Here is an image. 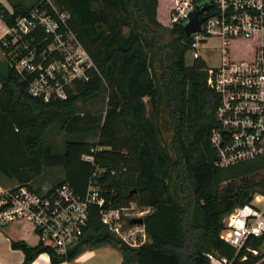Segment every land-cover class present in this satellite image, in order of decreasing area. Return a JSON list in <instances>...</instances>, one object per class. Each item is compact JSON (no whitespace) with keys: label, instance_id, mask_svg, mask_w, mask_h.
I'll use <instances>...</instances> for the list:
<instances>
[{"label":"trees","instance_id":"16d2710c","mask_svg":"<svg viewBox=\"0 0 264 264\" xmlns=\"http://www.w3.org/2000/svg\"><path fill=\"white\" fill-rule=\"evenodd\" d=\"M42 1L12 4L13 13L0 3V18L11 27ZM53 1L70 15L94 69L88 81L67 89L66 99L46 102L29 94L30 81L16 69L24 54L9 56L0 40L6 59L0 68V175L42 192L31 183L47 169H62L64 179L48 188L68 184L85 198L95 187L105 209L134 204L149 210L141 217L147 241L129 246L103 224L95 205L85 236L68 255L44 247L35 227L20 224L37 239L34 246L12 241L23 264L41 255L51 264L70 263L104 246L121 251L122 264H212L209 255L264 264V236L250 238L240 251L221 238L226 217L263 190L264 160L215 166L211 134L219 100L204 61L187 63L191 37L184 26L159 21V0ZM101 99L104 113L87 108ZM53 129L68 138L61 154L46 144ZM97 133V143L88 141ZM85 155L95 162H85Z\"/></svg>","mask_w":264,"mask_h":264},{"label":"built area","instance_id":"2783aa9c","mask_svg":"<svg viewBox=\"0 0 264 264\" xmlns=\"http://www.w3.org/2000/svg\"><path fill=\"white\" fill-rule=\"evenodd\" d=\"M175 5L169 14L172 26H185L194 13H200L202 19L201 31L190 36L189 53L193 62L204 61L208 85L219 100L211 134L217 153L215 166L226 169L264 160V0H176ZM69 19L53 0H43L7 26L2 46L9 56L24 54L15 66L30 81L29 94L34 98L46 102L66 99L67 89L75 82L90 79L94 64ZM37 36L42 39L38 41ZM210 39L221 41L216 66L204 59V52L213 50L208 46ZM245 46L249 52H237ZM83 160L95 162L92 155ZM100 196V189L91 187L83 198L68 184L42 192L18 184L0 186V228L30 224L44 247L68 255L85 236L91 208L98 205L103 224L113 234L133 248L143 245L147 239L144 230L142 241L124 231L129 213L137 206L105 209ZM224 223L221 238L237 251L250 238L263 237L264 187ZM209 258L212 264H231L225 257Z\"/></svg>","mask_w":264,"mask_h":264},{"label":"rangeland","instance_id":"374dc122","mask_svg":"<svg viewBox=\"0 0 264 264\" xmlns=\"http://www.w3.org/2000/svg\"><path fill=\"white\" fill-rule=\"evenodd\" d=\"M37 0H9L11 4L14 3H21L24 6H30L32 3H34ZM176 0H160V6H159V21L162 24L167 25L168 27H172L170 24V18L169 14L172 10H174ZM209 48H213L211 52H204V59H206L210 64L213 66L218 65V59H215L217 57V54L221 51V41L217 39H210L208 42ZM250 51V48L244 47L241 50H238V53L245 54ZM6 61L5 56L0 51V68L3 67V63ZM187 63L188 65H191L193 63L191 53H188L187 55ZM104 99H101L93 106H88L87 108H90L94 113H104L106 110V104L102 103ZM66 135L59 131L58 129H53L49 132V134L46 137V144L47 146L52 147L54 153L61 154L65 151V139ZM70 138V137H69ZM68 140V138H67ZM66 140V141H67ZM99 140L98 133L97 135H93L88 139L91 143H97ZM64 179V171L62 169H47L44 174L41 177L36 178L31 184L34 187H43L48 188L52 187L54 184H56L59 181H62ZM0 184L8 186L9 184H17L16 181H10L7 180L2 174L0 176ZM141 212L142 209H137L134 211H131L128 216V220H126L124 225V231L127 234H132V238H137L139 241L143 240V234L142 228L143 226L139 225H131L130 221L135 218H141ZM33 242H37V239L32 236ZM147 241V239H146ZM96 255L93 258L86 259L83 256L78 257L74 261L68 263V264H121L123 262L124 255L121 251L117 249H111V248H101L99 250L95 251ZM65 264V263H64Z\"/></svg>","mask_w":264,"mask_h":264},{"label":"crops","instance_id":"0c3cea01","mask_svg":"<svg viewBox=\"0 0 264 264\" xmlns=\"http://www.w3.org/2000/svg\"><path fill=\"white\" fill-rule=\"evenodd\" d=\"M39 1L40 0L35 1L34 3H32V5L36 4ZM0 3L3 5V7L7 11L11 13L13 12V7H12V4L9 2V0H0ZM159 6H160V0H159ZM158 19H159V10H158ZM6 33H7V26L0 18V40L6 35ZM0 186H5V185L0 184ZM142 212L144 213L143 216H145L146 214L149 213V210H143ZM21 225H24V224H21ZM142 229L144 230V227ZM12 241H25L31 246L36 245V243H34L32 240V235L28 233L27 230H25L22 226H20V224H14L7 228H0V264H23L24 254L22 251L14 250L12 248ZM101 248L103 249L111 248L112 249V247L110 246H104ZM101 248L90 249L80 256H83L86 259L93 258L96 255L95 251ZM33 264H51V262L47 255H41L39 258H37L33 262ZM65 264H68V263H65Z\"/></svg>","mask_w":264,"mask_h":264},{"label":"water","instance_id":"95a60500","mask_svg":"<svg viewBox=\"0 0 264 264\" xmlns=\"http://www.w3.org/2000/svg\"><path fill=\"white\" fill-rule=\"evenodd\" d=\"M202 19L200 13H194L190 17V21L184 26V30L188 36L201 31ZM131 225L143 226L144 221L142 218H135L130 221ZM264 251V249H263Z\"/></svg>","mask_w":264,"mask_h":264}]
</instances>
